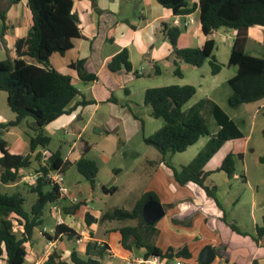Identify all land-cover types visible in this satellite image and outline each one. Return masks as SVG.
<instances>
[{
	"label": "crops",
	"instance_id": "0c3cea01",
	"mask_svg": "<svg viewBox=\"0 0 264 264\" xmlns=\"http://www.w3.org/2000/svg\"><path fill=\"white\" fill-rule=\"evenodd\" d=\"M187 1L190 4L199 2V0ZM122 2L123 0H76L73 10L80 20L82 36L73 40V48L65 55L54 53L50 58L52 68L72 77L73 83L81 93L76 101L83 99L94 101V104L79 106L72 114L64 115L46 127L53 132L62 131L65 135H71L74 157L66 159L65 162L69 163V167L75 166L85 148L90 151L91 145H97L96 142L90 144V141L84 139L92 125L100 135L116 134L118 138L120 134L123 135V139L122 137L120 139L122 141L132 140L139 134H142L143 140L147 136L146 121L138 112V107L141 102L144 104L145 92L157 86H137V84L140 81L138 79L145 76L147 68H152L155 75H162V67L166 71L174 72L172 46L165 32L167 25H175L179 22L186 28L178 40V47L181 49L202 48L208 40H214L216 43L219 34L223 43L229 40L230 33L222 34L225 28L205 35L198 11L187 16H174L171 10L164 8L157 0H138L136 3L134 0H128L129 7L134 4L137 11L127 15V8ZM0 10L5 14V21L1 16L0 20L5 26L9 23L12 27L11 30L7 27L5 32L1 30L0 56L10 49L12 54L10 56L16 58V41L26 37L32 26L27 0H21L15 5H11L10 0L9 2L0 0ZM236 34L237 32L234 31V39ZM252 40L264 43V27H253L249 30L246 51ZM232 46L233 44L230 47ZM124 49L129 52L132 72L124 70L112 72L109 68L110 61ZM27 60L30 63L34 62L31 58ZM77 61H84L85 70L89 74L96 75L98 79L94 82H83L78 71L70 68V65ZM184 64L180 62L182 70ZM222 65L223 68L217 75H213L211 70V91L197 101V104L207 100L211 110L213 105L219 106L217 100H213L211 92L216 91L219 84L228 83L238 72L237 67L229 69L231 70L229 76H226V80H222L220 78L224 70L231 68L228 64ZM157 66L160 67L161 74L156 69ZM208 80L209 78L203 77V81ZM202 86L203 82L199 85V89ZM136 87L142 88V96L135 90ZM113 98L117 100L116 103L110 102ZM253 104L251 108L244 107L252 117L250 134L245 135L242 132L243 138L225 142L212 155H210L214 147L212 140L219 131L218 126L210 136L201 138L196 145L183 153L167 154L165 161L162 160L159 152L152 160L146 158L141 164L140 172H133L135 179L142 182L143 186L129 207L109 206L95 210L81 198L80 193V195L76 194L67 184L72 194L79 199L78 204L81 203L79 208L65 199L60 200L58 204H52L50 213L54 215L52 209L55 205H59L62 209L61 215L66 221L64 226L69 228L71 230L69 233L73 235L63 232L55 237L56 222L54 227L44 226L50 231L47 236H42V230L39 231L45 247L36 250L32 239L28 244L25 264H34L37 261L46 264L52 255L58 257L56 262L65 261L68 264H75L72 261L73 253L82 260L92 258L98 264H104L107 259L108 264H125L126 260L143 257L146 253V248H136L134 239L129 244L132 250L123 247L120 230L128 226L139 230L143 245H153L163 252L169 249L178 251L187 247L190 258H178L189 263L201 264L203 249L212 247L216 251V259L212 264H264V237L257 236V229L264 222V147H253L252 144L253 136L264 137V99ZM147 115L151 116V113ZM230 118L234 120L231 116ZM2 119L0 116V124L8 123ZM28 125L34 126V123ZM10 129L2 132L12 133ZM28 139L25 135L18 137L14 144L6 141L7 148L13 154L28 155ZM77 140L82 142V151L75 153ZM40 151L44 150L40 148L37 152ZM229 154L243 155V158L237 161L236 173L232 178L226 172L219 170ZM35 155L36 153L32 154L33 157ZM107 157H104L107 180L101 179L102 169L96 161L99 166L96 187L98 182L104 184L105 181L114 179L113 186L106 189L110 196H114L122 190L118 185V178L114 177L121 170L118 167H110ZM37 165L38 162H35L33 167ZM185 166H191L195 172L203 171L208 174L203 186L195 182L185 185L178 182L173 169L180 171ZM124 173L129 175L130 172L126 170ZM125 190L130 196L136 190L134 181ZM148 193L155 195L154 200L160 202L166 212L165 216L154 225L149 223L142 210L137 220L119 222L102 219L106 212L114 209L133 210L138 201ZM91 217L94 221L90 220L91 224H88L86 219ZM82 232L84 233L82 242L78 243L77 240ZM50 241H54L55 245L51 246ZM104 245L108 247L107 250L102 249ZM4 259L5 257L0 259V264H5Z\"/></svg>",
	"mask_w": 264,
	"mask_h": 264
},
{
	"label": "trees",
	"instance_id": "16d2710c",
	"mask_svg": "<svg viewBox=\"0 0 264 264\" xmlns=\"http://www.w3.org/2000/svg\"><path fill=\"white\" fill-rule=\"evenodd\" d=\"M75 1L27 0L32 16L31 29L26 37L16 41V58L10 57L0 61V90L7 94L8 107L16 114L14 121L0 124V131L18 127L28 118H32L34 126L30 127L36 132L35 136L28 139V155L11 153L7 142L0 140V185L17 187L13 192L0 191V259L5 257V264L26 263L28 244L32 241L35 231L46 223L44 216L47 206L58 204L61 200L58 188L47 179L40 178L33 183L21 180L24 170L44 174L61 170L64 173L70 166L63 160L59 151H48L51 138L44 133V129L62 116L72 114L79 106L94 104V101L86 99L76 101L81 93L73 83L72 77L58 72L50 65V58L54 53L65 55L73 48V40L82 36L80 20L73 10ZM20 2L21 0H10L11 5ZM157 2L171 10L174 16H187L198 11L205 35L223 28L236 31L228 65L237 67L238 72L227 83L232 91L228 99L229 106L239 108L264 99V56H253L246 51L249 30L253 27H264V0H199L196 4H190L187 0ZM0 16L5 21V14L1 10ZM185 29L184 26L176 25L165 27L166 38L172 46L174 74L183 77L180 62L201 68L207 60H210L212 74H219L223 65L214 55L215 41L208 40L202 48L181 49L178 47V40ZM27 58L33 59L34 62H28ZM84 64V61H77L72 63L70 68L78 71L83 82L96 81L97 76L89 74ZM109 68L112 72H132L128 50L124 49L115 55L109 63ZM156 69L161 74L160 67L157 66ZM136 76L139 77V74L136 73ZM196 93L197 87L193 85L149 88L145 92L144 104L151 107V116L162 119L165 125L155 134L144 137V142L153 146L164 161L167 154L183 153L196 145L201 138L211 134L202 113L195 111L187 118L184 114V107ZM110 102L116 103L117 100L113 98ZM212 115L219 131L213 137L214 147L210 155L225 142L243 138L238 125L221 107L213 105ZM40 148L47 151L49 156H43V151L37 152ZM88 152L89 149L85 148L75 166L92 188H95L99 166L96 161L87 157ZM35 153L33 157L32 154ZM242 158L243 155H227L219 170L232 178L236 173L237 161ZM35 162H38L37 167H33ZM173 170L181 185L195 182L203 186L208 176L203 171L195 172L191 166L182 167L180 171ZM21 185L36 196L30 211L25 208L27 198L20 190ZM152 198L156 199L155 195L148 193L138 201L133 210L114 209L106 212L102 219L119 222L137 220L145 202ZM80 204L76 205V208H79ZM15 221L22 229H15ZM86 222L91 224L89 218ZM120 231L123 247L132 250L129 244L134 239L136 248H146L145 257L162 255L171 259L190 258L187 247L178 251L169 249L163 252L153 245H143L136 227L128 226ZM63 232L69 233L71 230L58 226L54 236ZM69 235L72 236L73 233ZM257 236L264 237V222L257 229ZM102 249L107 250L108 247L104 245ZM56 258V255L50 256L46 264H68L65 261L56 262ZM72 261L75 264H98L92 258L82 260L75 253L72 255Z\"/></svg>",
	"mask_w": 264,
	"mask_h": 264
},
{
	"label": "rangeland",
	"instance_id": "374dc122",
	"mask_svg": "<svg viewBox=\"0 0 264 264\" xmlns=\"http://www.w3.org/2000/svg\"><path fill=\"white\" fill-rule=\"evenodd\" d=\"M6 2L9 0H5ZM138 0H134V3H136ZM123 5L127 8V15L133 14L137 11V8L133 4L129 7L128 0H123ZM132 3V2H131ZM8 27V30H11V25L9 23L5 24L2 20H0V33L2 31H6ZM226 33H230L229 40L227 42L223 43L221 41V35L219 34L216 38V48L214 51V55L216 56L218 62L220 64L227 65L230 59L231 44L234 43V37L233 33L234 31L226 29L222 32V34L226 35ZM10 49L0 56V61L6 60L10 58L12 54H10ZM247 52L252 54L253 56H264V43L257 42V41H250V45L247 49ZM15 55V54H14ZM13 55V56H14ZM12 58V57H11ZM231 68H226L224 70L222 76L220 79L226 80V76H229L230 71L229 69H236L235 66H230ZM141 68V67H140ZM147 68V67H146ZM182 70V69H181ZM162 75H155L153 73L152 68H147L145 76H142L138 80H140L137 84V86L140 85H148V86H157V87H163V86H170V85H178V86H185V85H193L197 87V93L193 98L192 101L184 107V114L186 118L191 115L195 111H199L203 114V116L206 118L208 127L210 132H214L216 128V122L214 120V117L212 115L211 105L207 102V100L199 102L197 104V101L201 100L205 96V94L210 93L211 91V65L210 60H207L206 63L201 67H194L188 64H184V69L182 70L183 78H180L179 76H176L172 71L168 70L166 71L164 67H162ZM154 77V78H150ZM203 77L209 78L208 81H203ZM144 79V80H141ZM203 82V86L201 89H199V85ZM80 87V86H79ZM152 87V88H157ZM137 92L141 93L142 96V88L136 87L135 89ZM141 90V91H139ZM232 91L231 88L227 83L220 85L216 89V91L211 92V96L214 101L217 100V104L224 109L239 125L240 129L245 135L250 134L251 125H252V117L250 113L247 111V108H251L254 106V104H249L243 106V108H232L229 106L228 99L231 95ZM136 99H138L137 95L135 96ZM140 100V98H139ZM203 100V99H202ZM195 103V104H194ZM152 111L150 106H146L142 102L140 103V107H138V112L142 114L144 120L146 121V128H145V134L153 135L156 132L159 131V128L161 126L165 125V122L162 119H155L151 116H148L147 114H150ZM0 116L3 118L4 121H13L15 120L16 116L15 114L10 110V108L7 105V94L0 90ZM244 120V122L242 121ZM246 121V122H245ZM29 124H33L34 120L32 118H28L27 122L22 123L17 128H11L10 131L12 133H0V140H5L9 144H14L17 142L18 137L21 136H27L28 138L35 136L36 132L33 128L30 127ZM44 133L51 138V143L48 146V151L55 153L59 151L62 154V158L64 161H66L67 158L73 159L74 152L72 150L71 145L74 143H71V135H65L62 131L59 132H53L50 128L44 129ZM123 135L120 134V138L115 134L114 136H108V135H100L97 130L92 126H90L89 131L87 132L85 136L86 141H90V144L96 142V146L91 145L90 151L87 154V157L95 160L99 163L101 166L102 172H101V179L107 180L105 178L106 170H105V156H108L109 159V166L112 167H118L120 168V172L116 174L114 177L118 178V185L121 186L122 190L121 192H118L114 196H110L106 189H109L113 186V180L111 181H105L104 184L98 182L97 187L92 188L91 184L77 171L76 166L68 167V169L65 171L64 175L66 178L67 184H69L72 188V190L76 194H81V198L83 200H86L89 207L94 208L95 210L105 209L107 207H129L131 206L132 202H134L135 196L139 194V192L142 190L143 183L139 182L135 179V175H133V172L139 173L142 169L141 164L144 163L145 159H153L155 155H157L158 151L150 145H147L144 140L142 134H139L135 136L132 140H120ZM77 144H75V153L81 152L82 142L80 140H77ZM253 147H264V137L262 135L259 136H253L252 139ZM128 170L130 173L129 175L125 174L124 172ZM134 173V174H136ZM136 185V190L128 196L126 192V188L131 186V184ZM138 181V182H136ZM17 187L15 186H3L0 185V191L1 192H13L16 190ZM20 190L26 196L27 202L25 204L26 210L30 211L32 205L36 201V196L32 193H30L29 189L27 187L20 186ZM79 194V195H80ZM52 208L51 204L47 206L45 211V221L46 225L48 227H54L55 225V217L50 213V209ZM15 229L19 230L21 229L18 225V223L15 221ZM39 228L35 231L33 243L34 248L36 250H40L43 246L45 247V243L42 240L39 231L43 230L45 227ZM104 264H108V259L104 261ZM193 264H200L199 262Z\"/></svg>",
	"mask_w": 264,
	"mask_h": 264
},
{
	"label": "built area",
	"instance_id": "2783aa9c",
	"mask_svg": "<svg viewBox=\"0 0 264 264\" xmlns=\"http://www.w3.org/2000/svg\"><path fill=\"white\" fill-rule=\"evenodd\" d=\"M176 26H181L179 22L175 23ZM185 26L187 24L185 23ZM43 156H49V153L47 151H43ZM40 178H45L53 186H56L58 188V191L60 193V199L65 200L68 199L73 205H77L79 203V199L74 196L70 190V188L67 185L66 178L64 173L61 170H55L51 171L47 174H44L43 172H30V173H21V180L22 182L26 183H33L37 181ZM52 213L55 215V220H56V226H64L66 225L65 219L62 217V209L59 205H55L52 209ZM50 234V231L46 228H44L41 232L42 236H47ZM83 232L81 234V237L77 240L78 243L82 242V236ZM49 244L51 246H54L55 243L54 241H50ZM34 264H42L40 261L35 262ZM125 264H193L185 261L184 259L174 257V258H169L167 256H162V255H151L149 257H138V258H130L125 261Z\"/></svg>",
	"mask_w": 264,
	"mask_h": 264
},
{
	"label": "water",
	"instance_id": "95a60500",
	"mask_svg": "<svg viewBox=\"0 0 264 264\" xmlns=\"http://www.w3.org/2000/svg\"><path fill=\"white\" fill-rule=\"evenodd\" d=\"M142 213L147 218L149 223L154 225L165 216L166 212L163 205L152 198L146 201L142 209ZM90 220L94 221L92 217L90 218ZM215 259L216 251L212 247H206L205 249H203L200 257L201 264H212Z\"/></svg>",
	"mask_w": 264,
	"mask_h": 264
}]
</instances>
